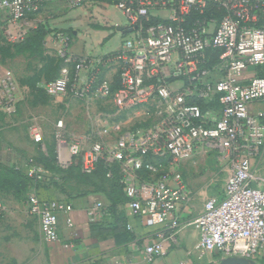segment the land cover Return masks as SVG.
<instances>
[{
  "label": "built area",
  "instance_id": "built-area-1",
  "mask_svg": "<svg viewBox=\"0 0 264 264\" xmlns=\"http://www.w3.org/2000/svg\"><path fill=\"white\" fill-rule=\"evenodd\" d=\"M127 19L116 51L73 52L76 32L56 31L51 41L60 69L44 86L57 101L109 105L90 119L84 135H70L64 121L55 128L57 161L62 169L79 165L91 175L100 162L117 168L131 215L147 226L176 231L180 211L193 193L181 171L202 149L212 151L227 171L221 195L209 198L188 222L199 232L197 250L215 253L218 263L241 258L259 263L264 251V78L242 81L249 68L264 65V0H106ZM97 0H0L3 29L12 44L26 41L34 20L47 6L93 9ZM88 9V11H89ZM90 18H94L91 12ZM35 29V28H34ZM221 51L207 67V53ZM12 72L0 76V113H16ZM28 136L45 149V129L32 121ZM17 164L33 183H45L43 168L27 158ZM28 213L46 243L60 241L59 215L74 227L67 200H45L35 191ZM5 209L0 205V217ZM109 216L101 203L88 210V223ZM131 231V226H128ZM163 243L145 249L152 262ZM180 264H186L182 262Z\"/></svg>",
  "mask_w": 264,
  "mask_h": 264
},
{
  "label": "crops",
  "instance_id": "crops-1",
  "mask_svg": "<svg viewBox=\"0 0 264 264\" xmlns=\"http://www.w3.org/2000/svg\"><path fill=\"white\" fill-rule=\"evenodd\" d=\"M97 2L101 3L98 6L101 9L108 8V5H110L106 0H97ZM96 5V3L92 4L93 8ZM55 7L67 8L64 4H51L34 20H31L30 25L36 19L40 24H46L47 17L45 14L52 11V9L54 10ZM88 9L86 8L87 11L85 9L78 11L70 9L72 12H69L68 17L73 18L76 16L75 14L79 17L84 13V17L88 16L86 22L90 20L91 28L102 27L98 22L90 18L91 9L89 11ZM116 26L117 28L120 27L118 24ZM32 28L34 29V27ZM123 36L121 39H123ZM108 40L109 38H107ZM73 52H75L74 48ZM213 52H218L219 56L222 53L219 50L209 51L207 53V64L210 61L209 56ZM261 76H264V65L249 68L244 73L242 81L248 83L252 78ZM263 109L264 103L250 105L252 113H259ZM26 150L29 153H22L16 156L9 153L8 155L2 154L0 162L8 167H14L17 164L23 165L25 159L33 158L36 155L35 145ZM262 162L263 166L260 174L264 178V154ZM44 171L46 182L40 184L39 188L31 187L27 194L18 196L12 192L0 191V205L5 209L1 217L2 219L4 217L5 221L0 218V238L1 233L7 230L9 226H12L10 224L16 218L15 226L19 227L21 232V235L16 239V243L20 245V251L16 256L24 264H180L182 262L186 264H218V256L215 253L196 249L199 232L193 226H188L190 219L202 212L203 205L207 200L203 201L201 199L203 205H201V201H197L194 204L193 196L190 204L180 211L181 226L176 231L169 230L163 226L149 227L144 220L131 215L127 202L118 205L113 211H110V202L106 195L90 193L82 197L78 196L77 192L82 187L77 186L73 181L63 184L58 176L55 177L49 171ZM61 184H63L65 191H62ZM34 191L42 199L52 201L67 200L73 205L74 211L71 215L74 222L73 228H69L67 225V214L61 213L59 215V242L46 243L38 223L28 213V198ZM96 203L103 204L108 210L109 216L104 218L99 224L90 225L88 223V210ZM128 226H131V231ZM5 238V245H1L2 248L0 249H2L6 258H13L12 247L14 240L12 236L8 235ZM9 241L11 242L8 243ZM156 242L163 243L164 253L156 257L152 262H147L145 260V249ZM258 264H264V251Z\"/></svg>",
  "mask_w": 264,
  "mask_h": 264
},
{
  "label": "rangeland",
  "instance_id": "rangeland-1",
  "mask_svg": "<svg viewBox=\"0 0 264 264\" xmlns=\"http://www.w3.org/2000/svg\"><path fill=\"white\" fill-rule=\"evenodd\" d=\"M69 12L72 10L68 7H55L45 14L50 19L46 18L47 22L44 24L49 33L43 42L31 44L29 47H26L24 42L12 44L9 41L0 17V76L7 71L14 75L17 102L14 115L0 113V156L8 153L14 156L29 153L26 149L35 145L28 136L29 126L34 120L44 125L45 142L53 145L55 128L59 121H64L66 131L70 135H84L89 130L90 119L94 114H98L104 107H109L99 101L92 104L72 100L57 101L44 92L45 84L55 77L60 69V62L50 38L53 31L62 29L73 33L76 31V36L73 37L74 51L80 54L100 55L111 53L120 47L123 35L117 32L116 24L120 27L128 25L124 14L113 5L102 9L96 5L91 10L94 15L93 21L98 22L102 27L91 28L90 20L86 22L88 16L84 17V13L79 17L75 14V17L69 18ZM39 25L40 22L36 19L32 27L37 28ZM0 164L8 167L1 162ZM181 171L185 182L193 192L194 204L201 199L204 201L220 195L227 180V171L218 156L206 149L199 150L184 164ZM14 219L13 223L9 221L12 226L8 225L9 228L1 233L0 238V248H2L1 245H5V237L12 236L14 256L6 258L0 249V264H24L16 256L20 251L16 239L21 232L19 227L15 226L16 218ZM2 220L5 221V218L3 217Z\"/></svg>",
  "mask_w": 264,
  "mask_h": 264
},
{
  "label": "trees",
  "instance_id": "trees-1",
  "mask_svg": "<svg viewBox=\"0 0 264 264\" xmlns=\"http://www.w3.org/2000/svg\"><path fill=\"white\" fill-rule=\"evenodd\" d=\"M47 33L49 32L45 29V25L40 24L37 28L31 30L28 38L24 42L25 46L29 47L31 44L43 42ZM218 57L219 53L213 52L209 56L210 61L206 66L210 67L214 65ZM58 73L59 69L55 77L49 81L55 79ZM261 78H264V76H261ZM33 161L35 165L49 171L53 176H58L60 182H63V184L73 181L77 186L82 187L77 192L78 196L82 197L90 193H102L106 195L110 202V211H113L118 205L127 202L116 167L112 169L111 178L107 177L108 169L105 168L102 162L98 164L97 169L91 175L82 173L80 166L76 164L66 170L62 169L57 161L55 143L48 145L47 142H45V149L41 145H36V155L33 157ZM40 184L42 183H33L32 179L24 171L16 170L15 167H5L0 164L1 192H12L20 196L27 194L31 187L39 188ZM63 184H61V189L65 191Z\"/></svg>",
  "mask_w": 264,
  "mask_h": 264
},
{
  "label": "water",
  "instance_id": "water-1",
  "mask_svg": "<svg viewBox=\"0 0 264 264\" xmlns=\"http://www.w3.org/2000/svg\"><path fill=\"white\" fill-rule=\"evenodd\" d=\"M117 32L126 35L128 33H131L130 29H127V27H119L117 28ZM218 264H257L250 261H247L246 259L241 258H227L222 261H220Z\"/></svg>",
  "mask_w": 264,
  "mask_h": 264
}]
</instances>
